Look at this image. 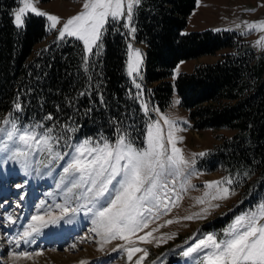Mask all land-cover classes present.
Segmentation results:
<instances>
[{
	"label": "trees",
	"instance_id": "trees-1",
	"mask_svg": "<svg viewBox=\"0 0 264 264\" xmlns=\"http://www.w3.org/2000/svg\"><path fill=\"white\" fill-rule=\"evenodd\" d=\"M196 3L140 0L135 6L132 25L136 43L145 49L143 74L151 103L166 110L176 93L194 129L232 131L220 137L205 167L210 172L223 168L234 186L248 184L264 193V52L257 54L234 31L184 33ZM19 4L0 0V119L11 112L20 121L53 127V135H63L62 141L70 137L73 144L100 136L114 141L119 130L142 147L152 115L144 109L143 91L126 74L129 37L122 24L108 22L101 47L85 63L80 40H48L52 33L44 17L28 14L17 27L13 10ZM227 48L235 52L172 81L180 61ZM49 115L52 119H45Z\"/></svg>",
	"mask_w": 264,
	"mask_h": 264
},
{
	"label": "snow or ice",
	"instance_id": "snow-or-ice-1",
	"mask_svg": "<svg viewBox=\"0 0 264 264\" xmlns=\"http://www.w3.org/2000/svg\"><path fill=\"white\" fill-rule=\"evenodd\" d=\"M22 7L14 13V23L17 27L22 26L23 17L31 12L46 17L49 21V30L58 31V39L65 36L75 37L83 42L86 53H92L93 47H101L102 34L106 24L110 20L126 18L124 27H131L134 5L140 0H84L82 10L63 22L62 27L57 29L61 18L38 9L33 0H20ZM248 30L264 29V20L258 22H245ZM239 27V26H238ZM257 46L264 47V37L255 42ZM131 50V45H129ZM135 65L130 59L128 73L132 75L138 71L141 63V53L135 49ZM87 55L85 56V63ZM140 87L139 84L136 85ZM21 105L15 104V109L20 110ZM45 119L51 120V115ZM165 124L174 127V122L168 119ZM155 128V133L153 132ZM65 131L75 132L76 129L64 126ZM42 129V131H38ZM54 128H44L43 124L21 126L10 112L0 119V162L11 160L20 165L27 173L34 163L32 157L39 154H47V168L53 163L68 159L62 167L60 180L57 189L63 192L64 204H56L60 209L58 216L46 213L45 215H33L30 223L21 235V239L39 234L42 228L50 224H58L61 220L72 223L75 214L83 212L85 216L91 217L93 227L90 229L101 238L103 243L112 240H123L134 245L133 236L149 227V224L159 218V214L171 211L172 207L178 205L181 199L175 187L169 188V183L175 184V179L169 181L168 177L180 178L185 175V169L189 168L190 162L183 154V150L177 147L176 141L183 140L177 137L173 130L167 135V145L161 134L159 122L149 125L148 134L143 148L135 146L126 134L117 130L114 141L100 136L98 139L91 137L73 144L69 137L65 146L70 151L59 150V145L64 140L63 135H53ZM194 155L203 156L205 153ZM193 160L191 164H194ZM185 183L187 178L185 177ZM230 178H223L217 181H207L204 187L215 188V193L206 191L203 197L197 198V203L204 204L205 199L225 200L234 195ZM189 187L192 185L189 183ZM21 187V185H17ZM184 188V184H181ZM169 193H174L175 198ZM73 201L78 202L76 207H69ZM219 207V204L210 205ZM207 208H202L200 213L182 217L191 220L203 218L202 213H207ZM71 214V215H70ZM47 216V219L45 218ZM67 217V219H65ZM178 221L167 220L165 224ZM161 225L160 227H163ZM158 229L144 232L136 236L141 242L152 243L156 240L153 233ZM175 235V234H172ZM170 239L171 236H168ZM75 247V245H73ZM103 247V244H101ZM124 248L131 261L136 253H143L135 264H142L148 255L147 249L124 245H117ZM115 250V249H114ZM193 253H202L200 264H264V200L260 201L254 209H251L237 217L223 230V237L218 238L215 234L209 233L202 239H198L191 246L182 252L188 257ZM39 254V253H38ZM30 258L27 252L13 253ZM81 264L86 262L81 261Z\"/></svg>",
	"mask_w": 264,
	"mask_h": 264
},
{
	"label": "rangeland",
	"instance_id": "rangeland-1",
	"mask_svg": "<svg viewBox=\"0 0 264 264\" xmlns=\"http://www.w3.org/2000/svg\"><path fill=\"white\" fill-rule=\"evenodd\" d=\"M33 2L38 9L61 18V22L57 25V29H59L64 21L82 10L84 0H33ZM19 7H22L21 3L13 10V19H15V11ZM28 14L34 13L25 14L23 24L19 28L24 26L25 17ZM44 18L46 19V17ZM261 20H264V0H197L196 7L188 18V25L184 33L204 30L238 32L245 36V39L257 54H261L264 52V47L257 46L255 42L264 37V29L248 30L245 25V22L251 23ZM110 21L121 23L123 27L127 22L126 18ZM49 23L47 21L48 30ZM131 27H134L132 19ZM124 29L129 37L126 74L135 86L140 85L139 88L142 89L144 94V109L152 115L147 125L145 141L149 125L159 122L166 145L170 130L174 131L175 136L183 137V140H177L176 144L177 147L183 150L185 158L189 160L191 165L185 169L184 176L180 178L168 177L169 181L175 179V184L169 183V188L175 187L176 192L179 193L181 199L178 201V205L172 207L171 211L166 214L161 212L159 218L154 219L147 229L136 234V236L143 235L144 232L157 228L158 230L153 233V236L160 242L144 243L133 236L134 245L119 239L103 243L99 236L90 231L93 227L91 217L90 215L85 216L83 212L75 214L72 223H66L65 220L58 223L70 225L72 228L69 229V226V230L57 233L56 227L51 232L42 228L39 234L21 239V235L27 226L34 223L31 220L33 215L51 213L58 216L60 209H57L55 205L65 203L63 192L61 189H57L56 185L60 180L62 167L68 158L65 157V160L60 161L59 164L53 163L46 168L44 165L47 164V154H39L32 157V159L44 163H34L27 173L14 161L5 160L0 162V246L2 247V250H0V264H64L66 262L76 263V261L80 264L81 261L86 262V264H135V261L143 255V253H136L133 259L129 261L127 252L124 248H118L117 245H124L125 248L136 246L147 249L148 255L144 258L142 264H200L202 253H193L185 257L182 252L195 243L196 240L204 238L209 233L222 238L223 230L234 221L235 217L254 209L260 201L264 200V193L257 194L258 192L254 191V188L250 185L237 187L233 183L230 186L224 185L235 191V194L229 196L228 199L211 200L209 197L205 199L204 204L197 203V198L203 197L206 191L215 193V188L207 189L204 187L205 182L230 178L223 168L210 172L205 167L204 161L220 143V137L231 135L232 131L226 129L215 131L211 128L194 129L189 112L180 106V99L176 93L173 96L172 104L166 110L154 106L149 98V86L144 84L143 80L144 48L140 44L137 45L135 32H131L130 28L124 27ZM49 31L53 34L49 36L48 40L55 38V36L58 39L56 29ZM69 38L75 37L65 36L63 39L58 40L63 41ZM129 45H131V50ZM94 48L95 46L93 50ZM135 49L140 50L142 60L138 71H134L132 75H129L130 51L132 63L135 65ZM234 52L235 49L227 48L218 51L215 55L182 60L173 69L171 79L174 81L181 73H192L197 66L214 63L221 59L223 55ZM86 55L89 57L91 53H86ZM13 118L18 120L21 126L40 124L23 123L18 118ZM165 119L173 121L174 127L165 124ZM38 131H42V129H38ZM153 132L155 133L154 127ZM145 141L140 148L145 146ZM167 146L170 148V145ZM58 147L61 152L70 151L66 148L65 141H61ZM198 153H205V155H194ZM193 160L195 163L191 164ZM185 177L187 183H185ZM189 183L192 187L188 186ZM181 184H184V188H181ZM17 185H21V187H17ZM169 195L175 198L174 193H169ZM77 203L73 201L67 206L76 207ZM213 204H219V207H211L210 205ZM202 208L208 209L207 213H202L203 218L194 216L191 220L182 219V217L200 213ZM45 218L47 219V216ZM167 220L178 222L165 224ZM161 225L164 226L160 227ZM168 236H171V238L169 239ZM101 244H103V247H101ZM22 252L30 253V258L12 255L13 253Z\"/></svg>",
	"mask_w": 264,
	"mask_h": 264
},
{
	"label": "bare ground",
	"instance_id": "bare-ground-1",
	"mask_svg": "<svg viewBox=\"0 0 264 264\" xmlns=\"http://www.w3.org/2000/svg\"><path fill=\"white\" fill-rule=\"evenodd\" d=\"M0 250H2V247L0 246ZM76 261V260H75ZM79 262V261H78ZM41 263V262H40ZM64 264H80V263H77V261H76V263L75 262H66V263H64Z\"/></svg>",
	"mask_w": 264,
	"mask_h": 264
}]
</instances>
